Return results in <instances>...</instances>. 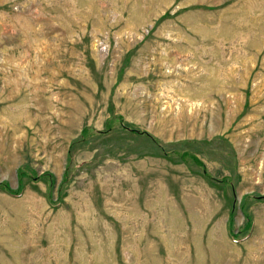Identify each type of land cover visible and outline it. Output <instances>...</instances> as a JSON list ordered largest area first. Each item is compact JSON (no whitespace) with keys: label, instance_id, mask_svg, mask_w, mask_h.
<instances>
[{"label":"rangeland","instance_id":"rangeland-1","mask_svg":"<svg viewBox=\"0 0 264 264\" xmlns=\"http://www.w3.org/2000/svg\"><path fill=\"white\" fill-rule=\"evenodd\" d=\"M0 264H264V0H0Z\"/></svg>","mask_w":264,"mask_h":264},{"label":"trees","instance_id":"trees-1","mask_svg":"<svg viewBox=\"0 0 264 264\" xmlns=\"http://www.w3.org/2000/svg\"><path fill=\"white\" fill-rule=\"evenodd\" d=\"M123 127L125 128V129H129V130H131V132H134V133H137V134H143V133H146V132H140L138 129H134V128H130V127H127V126H125V124H123ZM147 134V133H146ZM184 156V155H183ZM192 159L194 160V161H197V163H201V162H199L198 161V159L195 157V156H193L192 157ZM22 174V176H23V174L24 173H21ZM261 197H263V196H261ZM251 198H253V197H251ZM247 218H248V223H249V227L251 228L252 227V221H251V217H249L248 216V214H247ZM229 223H230V227H231V225H232V219H229ZM233 231L231 230V235L232 236H235V234L234 233H232Z\"/></svg>","mask_w":264,"mask_h":264}]
</instances>
